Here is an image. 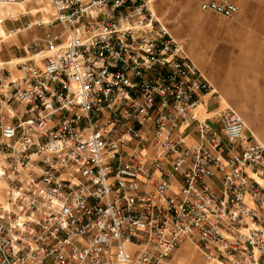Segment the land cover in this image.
Instances as JSON below:
<instances>
[{"label": "built area", "instance_id": "1", "mask_svg": "<svg viewBox=\"0 0 264 264\" xmlns=\"http://www.w3.org/2000/svg\"><path fill=\"white\" fill-rule=\"evenodd\" d=\"M18 4L51 20L0 58V264H165L187 241L264 264V143L230 106L199 118L221 97L150 0H0Z\"/></svg>", "mask_w": 264, "mask_h": 264}, {"label": "rangeland", "instance_id": "2", "mask_svg": "<svg viewBox=\"0 0 264 264\" xmlns=\"http://www.w3.org/2000/svg\"><path fill=\"white\" fill-rule=\"evenodd\" d=\"M207 1L150 0L149 7L168 33L185 44L189 56L218 91L220 105L235 109L245 120L247 135L264 143V16L257 14L261 10L256 9L255 1L249 3L247 10L240 9L232 19L203 12L201 5ZM8 8L26 12L16 19L12 18L13 14L8 15L0 25V58L14 64L30 57L26 45L42 37L46 29L35 28L16 36L12 32L37 17L42 16L45 22L51 18L33 16L38 11L34 5L1 7L0 12ZM4 199V185L0 183V202ZM187 244L190 252L201 259L197 264H212L191 241L183 243L165 264H189L191 258L184 261L183 255ZM193 263L196 264L195 259Z\"/></svg>", "mask_w": 264, "mask_h": 264}, {"label": "crops", "instance_id": "3", "mask_svg": "<svg viewBox=\"0 0 264 264\" xmlns=\"http://www.w3.org/2000/svg\"><path fill=\"white\" fill-rule=\"evenodd\" d=\"M209 1V0H208ZM230 2H232L233 4H235L238 8L239 11L241 10H247L249 7V3L251 1H255L256 2V9L257 10H261L258 11V15L259 16H264V0H229ZM204 103L205 104H201L198 109H197V114L199 116V118L203 119V118H209L211 113L216 112L218 110L223 109V107L220 105L221 102L218 100H213L210 97H204ZM184 261H187V259L191 258L188 263L189 264H194L193 263V259L197 261H199V257H197V255L194 252H190V249L188 248V244L185 245L184 247ZM201 260V259H200Z\"/></svg>", "mask_w": 264, "mask_h": 264}, {"label": "bare ground", "instance_id": "4", "mask_svg": "<svg viewBox=\"0 0 264 264\" xmlns=\"http://www.w3.org/2000/svg\"><path fill=\"white\" fill-rule=\"evenodd\" d=\"M1 7H26L24 4H18V5H3V6H0V8ZM36 8V7H35ZM39 12H42V15H47V16H49L50 18H51V16H50V9H49V7L48 6H44V7H41V8H36ZM31 11V9L29 10V12ZM38 11H36L35 12V14L38 12ZM10 12H11V14H10ZM13 14V19H16V18H18L20 15H25L26 14V12H23V10L21 11V12H19V10H18V8L16 9V8H8L7 10H2L1 12H0V15H1V17H0V25L2 26V24H3V19L6 17V16H8V15H12ZM33 15V16H36V15ZM35 20H37V19H35ZM34 20V21H35ZM49 22V21H48ZM3 33H6V31H5V29L3 30ZM20 60V59H19ZM6 199H4L2 202H0V204L1 203H3L4 201H5ZM197 263H199V261H197L196 262V264Z\"/></svg>", "mask_w": 264, "mask_h": 264}]
</instances>
